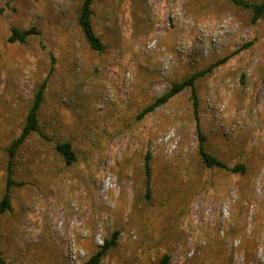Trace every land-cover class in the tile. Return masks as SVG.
I'll return each instance as SVG.
<instances>
[{
  "label": "rangeland",
  "instance_id": "374dc122",
  "mask_svg": "<svg viewBox=\"0 0 264 264\" xmlns=\"http://www.w3.org/2000/svg\"><path fill=\"white\" fill-rule=\"evenodd\" d=\"M80 2L0 0V199L6 147L44 80L50 138L34 132L18 149L0 264H68L69 249L84 264L115 230L100 264H264V20L231 0H99L96 51ZM12 28L35 33L9 42ZM225 56L195 81L199 125L205 148L243 172L200 161L189 88L137 118ZM57 138L75 149L70 165Z\"/></svg>",
  "mask_w": 264,
  "mask_h": 264
},
{
  "label": "trees",
  "instance_id": "16d2710c",
  "mask_svg": "<svg viewBox=\"0 0 264 264\" xmlns=\"http://www.w3.org/2000/svg\"><path fill=\"white\" fill-rule=\"evenodd\" d=\"M99 0H81L79 4L77 22L80 26L82 36L85 42L93 50L100 51L103 48V44L100 41L98 35L95 33L92 25V6L94 3ZM234 5L246 9L251 13V21L256 22L259 19L264 20V0L249 1V0H231ZM35 33L34 29H18L12 28L11 34L8 37L9 42H20L24 43L26 39ZM228 56L220 58L215 62L211 63L208 67L198 70L189 76L185 77L181 81L173 83L170 87L164 91L160 96L156 97L152 102L145 105L137 115V118L140 119L144 115L153 111L156 107H159L169 101L174 95L179 93L185 88H189L190 95L192 99L193 106V115L196 121L197 126V135H198V145L197 152L200 157V161L205 167H218L230 171H244V164L238 163L234 166H228L224 161H222L217 155L208 151L204 146L205 136L203 135L200 125H199V116H198V98L195 89L196 79L209 74L216 66L223 64L227 60ZM51 70V69H50ZM243 78V76H242ZM44 89H45V80L36 87L34 92L33 99L28 107L25 121L21 126L18 136L13 138L8 146L6 147L7 153V162L5 170V187L2 197L0 199V213L10 209V198H11V189L16 186H21L23 183L14 179L15 174V160L18 149L27 141V139L34 132L39 133L43 138L49 139L44 135L41 129L39 113L40 108L42 107L44 101ZM53 145L55 151L60 154L63 158L66 165H70L75 161V149L70 140L57 138L53 140ZM150 154L147 153L144 159L145 172L147 176L146 180V193L148 194L150 183V166H149ZM119 234L118 230L113 231L108 237L104 239L102 246L95 247L92 253L89 255L87 261L84 264H100L102 257L105 253L116 244L117 236ZM169 261V255H164L160 264H167Z\"/></svg>",
  "mask_w": 264,
  "mask_h": 264
},
{
  "label": "built area",
  "instance_id": "2783aa9c",
  "mask_svg": "<svg viewBox=\"0 0 264 264\" xmlns=\"http://www.w3.org/2000/svg\"><path fill=\"white\" fill-rule=\"evenodd\" d=\"M103 242H104V239H103ZM66 256L68 257V264H75L74 263V258H75V251L74 250L69 249V251H66Z\"/></svg>",
  "mask_w": 264,
  "mask_h": 264
}]
</instances>
